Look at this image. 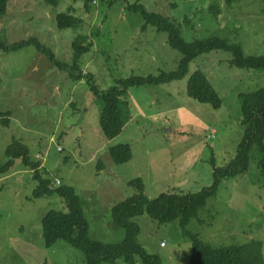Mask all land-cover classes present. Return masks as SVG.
I'll use <instances>...</instances> for the list:
<instances>
[{"label":"rangeland","instance_id":"374dc122","mask_svg":"<svg viewBox=\"0 0 264 264\" xmlns=\"http://www.w3.org/2000/svg\"><path fill=\"white\" fill-rule=\"evenodd\" d=\"M136 3L168 17L188 42L220 38L239 45L246 56H264V0H93L89 9L85 0H61L55 6L45 0H8L0 41L36 38L69 64L72 43L85 37L91 45L77 70L89 73L99 91L120 79L175 70L181 54L168 45L166 33L151 25L142 29V14L128 9ZM58 13L82 23L59 29ZM231 59L230 52L217 49L191 62L182 80L131 87V123L109 140L99 125L102 103L87 77L73 80L69 70L53 66L34 45L9 53L0 49V163L7 161L13 140L22 142L53 187H72L78 194L89 236L119 243L126 231L114 223L111 210L136 194L129 181L142 179L149 199L165 192L197 193L213 183L212 158L224 167L235 157L243 136L240 94L264 88V69L233 67ZM196 70L216 90L219 108L187 94L188 78ZM120 144H128L132 155L124 163H116L109 152ZM260 159L254 145L248 170L224 179L189 220L187 231L213 247L259 241L264 258ZM33 175L21 159L0 173V264H84V253L64 240L46 246L42 217L52 209L65 211L66 203L57 194L33 198L38 185ZM131 221L139 227V243L162 264H190L193 244L179 220L159 223L145 213ZM114 264L128 263L118 259Z\"/></svg>","mask_w":264,"mask_h":264},{"label":"trees","instance_id":"16d2710c","mask_svg":"<svg viewBox=\"0 0 264 264\" xmlns=\"http://www.w3.org/2000/svg\"><path fill=\"white\" fill-rule=\"evenodd\" d=\"M49 5H57L61 0H45ZM93 0H85V7L89 9ZM237 0H225L227 4ZM8 0H0V17L7 13ZM129 10L140 12L144 19L142 29L148 25L153 26L158 32L167 34V43L181 54L178 66L170 72H160L158 75L145 77L132 76L117 81L115 86L105 91H99L90 83L89 73L79 71L78 62L91 43H85L86 38L79 36L72 43L74 53L71 63L58 61L53 52L40 43L36 38L15 43L0 41V49L4 52H15L27 46L34 45L38 51L45 55L53 66L69 70L73 80L82 81L87 77L91 90L102 103V112L99 119L100 128L104 136L112 140L117 137L131 121L130 102L127 100L128 90L133 86L159 85L171 81L182 80L189 74L190 63L211 51L222 49L230 52L231 66L240 69H264V56H246L237 44H231L220 38L186 41L178 26L161 14L147 11L139 3L128 6ZM59 29L76 28L82 21L70 13H58L55 16ZM187 94L201 103L210 104L217 109L221 106V99L211 85L209 79L201 70L194 71L188 78ZM241 98V125L243 136L238 144L235 157L224 167H217L214 158L213 183L211 186L197 193L165 192L155 199H149L144 191L142 179L129 181V186L136 189V194L116 204L112 208L114 223L123 227L126 235L123 241L116 244H105L89 236V226L85 218L81 200L72 187H53V181L39 172L41 162L31 160L26 145L18 140L6 148L7 161L0 163V173H8L14 166L16 159L30 167L33 178L37 181V188L33 198H41L57 194L65 199L66 210H49L42 217V230L46 246L51 247L59 240H64L80 249L85 255L84 264H114L122 259L128 264H162L159 257L148 253L137 240L139 227L131 218L147 214L159 223L179 220L184 234L192 240L193 249L190 264H264L262 245L253 241L245 245L213 247L201 241L196 235L187 231L186 225L195 217L207 202L216 195L224 179L243 174L249 167V155L255 145L261 154L259 168L264 183V88L248 94H240ZM4 125H7L4 123ZM111 157L116 163H124L132 158L128 144L112 146L109 149ZM61 183V182H60Z\"/></svg>","mask_w":264,"mask_h":264},{"label":"built area","instance_id":"2783aa9c","mask_svg":"<svg viewBox=\"0 0 264 264\" xmlns=\"http://www.w3.org/2000/svg\"><path fill=\"white\" fill-rule=\"evenodd\" d=\"M59 183H60V182H59V181H57V184H59ZM161 245H162V246H164L165 244H164V243H162Z\"/></svg>","mask_w":264,"mask_h":264},{"label":"clouds","instance_id":"9594fccd","mask_svg":"<svg viewBox=\"0 0 264 264\" xmlns=\"http://www.w3.org/2000/svg\"><path fill=\"white\" fill-rule=\"evenodd\" d=\"M57 181H59L58 179H56V183H57ZM60 182V181H59ZM60 184V183H59Z\"/></svg>","mask_w":264,"mask_h":264},{"label":"crops","instance_id":"0c3cea01","mask_svg":"<svg viewBox=\"0 0 264 264\" xmlns=\"http://www.w3.org/2000/svg\"><path fill=\"white\" fill-rule=\"evenodd\" d=\"M129 123H131V121H130ZM126 126H127V125H126ZM126 126H125V127H126ZM164 247H165V246H164Z\"/></svg>","mask_w":264,"mask_h":264}]
</instances>
